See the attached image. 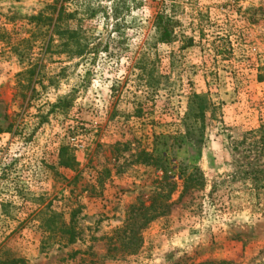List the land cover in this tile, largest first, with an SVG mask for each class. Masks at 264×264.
<instances>
[{"label": "rangeland", "instance_id": "rangeland-1", "mask_svg": "<svg viewBox=\"0 0 264 264\" xmlns=\"http://www.w3.org/2000/svg\"><path fill=\"white\" fill-rule=\"evenodd\" d=\"M263 125L264 0H0V264H264Z\"/></svg>", "mask_w": 264, "mask_h": 264}, {"label": "trees", "instance_id": "trees-1", "mask_svg": "<svg viewBox=\"0 0 264 264\" xmlns=\"http://www.w3.org/2000/svg\"><path fill=\"white\" fill-rule=\"evenodd\" d=\"M169 25V24H167ZM162 40V39H160ZM195 103V107L193 110H195V115L197 116H203L204 109L207 106V103L204 100V97L193 95L191 97V103ZM192 110V107H191ZM257 134V140H255L256 144L261 145V148H264V125L261 126V128L256 132ZM146 155V154H145ZM147 156H149L147 154ZM150 159V158H149ZM161 159L163 162H166V153L164 152L161 155ZM65 167H68L67 164H65ZM162 172L163 176L161 178V182H163L166 186L174 187L173 181H171V177H167L164 171H166V168L162 166ZM261 173L264 176V170H251L248 174H255V173ZM179 180L182 181V192L181 196L187 193L192 187H197L199 185H202L203 175L197 170L193 169V172L189 174H180ZM256 181H259L258 178H255ZM164 208L167 207V204H164ZM130 213L133 214V217L131 218V226L138 225L136 230H133L129 228L127 230V227L120 229L117 231V236L121 240H128V242H134L137 239L138 231L141 227L149 224L153 218H155L159 213L157 212V207L151 203L149 206L145 207L143 204H139L138 206H131L130 207ZM136 218H138V222L136 223ZM130 222V218L128 220ZM140 223V224H139ZM130 225V224H129Z\"/></svg>", "mask_w": 264, "mask_h": 264}]
</instances>
